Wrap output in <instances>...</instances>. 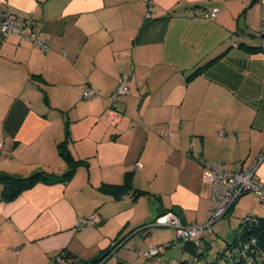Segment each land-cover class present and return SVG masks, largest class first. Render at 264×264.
Segmentation results:
<instances>
[{
    "label": "crops",
    "instance_id": "0c3cea01",
    "mask_svg": "<svg viewBox=\"0 0 264 264\" xmlns=\"http://www.w3.org/2000/svg\"><path fill=\"white\" fill-rule=\"evenodd\" d=\"M7 3L12 15L41 23L49 51L15 35L0 44V172L62 175L57 145L65 138L82 163L66 183L0 197V264H52L59 252L89 260L121 237L108 258L116 264H143L161 243L170 247L160 260L146 261H180L176 247L168 251H185L177 240L138 231L163 211L183 226L205 225L211 200L202 164L243 171L264 147V0ZM212 9L218 15L206 17ZM122 75L129 95L118 98L113 126L106 110ZM84 87L98 96L83 100ZM254 176L264 181V160ZM127 178L133 190L120 199L101 190ZM134 191L148 194L134 200ZM91 215L98 225L75 229Z\"/></svg>",
    "mask_w": 264,
    "mask_h": 264
},
{
    "label": "built area",
    "instance_id": "2783aa9c",
    "mask_svg": "<svg viewBox=\"0 0 264 264\" xmlns=\"http://www.w3.org/2000/svg\"><path fill=\"white\" fill-rule=\"evenodd\" d=\"M218 15L216 9L205 13L206 17L215 18ZM41 23L32 17L19 18L13 16L9 9L7 0H0V44L9 35L19 37L23 42L33 44L44 53L49 51V43L41 34ZM259 33L264 35V19L261 20ZM127 75H122L115 92L109 97V107L106 110L107 121L115 126L121 113L117 110V100L120 96L129 95V88L126 84ZM98 96V91L91 87H84L81 91L83 100L90 101ZM2 142L0 141V148ZM264 160V147L256 159L251 161L246 170L230 171L225 169L220 162L211 161L202 164V180L209 187L211 207L207 215L206 224L203 226H183L179 219L172 213H165L155 220L158 227L172 228L176 234V240L180 246L192 244L197 251H202L204 247L203 236L211 232V227L228 214L236 205L239 199L247 194H253L260 204L264 205V181L258 180L254 175L260 163ZM142 168L141 164H136V170ZM248 217L246 220H251ZM100 222L96 215L80 219L75 225L76 230H82L98 225ZM155 226V225H154ZM167 245H152L146 251V257H156Z\"/></svg>",
    "mask_w": 264,
    "mask_h": 264
},
{
    "label": "trees",
    "instance_id": "16d2710c",
    "mask_svg": "<svg viewBox=\"0 0 264 264\" xmlns=\"http://www.w3.org/2000/svg\"><path fill=\"white\" fill-rule=\"evenodd\" d=\"M259 36L264 35H261L259 33ZM245 49L251 53H258L262 51V48L260 47L248 46L245 47ZM208 64L198 67V69L194 71L192 76L201 73ZM66 143L67 138H65L61 143L57 145L59 156L62 161L67 165V171L65 173H63L62 175H54L51 173H46L44 171H39L28 177H21L0 172V185L2 186L0 196L1 200L5 202H11L16 199L20 193L34 187L36 184L39 183L52 185L56 183L68 182L69 179L75 174L78 166L81 165L82 161H76L71 156L70 152L66 147ZM86 165L87 164H85V166ZM101 190H104L105 192L112 194L115 198L120 199L123 196L129 194L133 190V188L131 186V181L129 180V178H127L125 179L124 183L120 186L103 185L101 186ZM134 192L135 193H133L132 195L134 200L142 195L148 194L144 191ZM232 210L233 208L231 209V211ZM231 211L224 217L230 215ZM165 213H167V211H163L160 215ZM250 216L252 217V219L247 221L246 219ZM223 218H221L220 220H222ZM156 219H154L153 223L147 224L144 227L139 228L138 232L140 233L144 230H147L148 227L154 226L153 224ZM216 223L212 225L211 232L206 234L213 233V227ZM235 232L236 234L234 237V241L227 243V245L217 254L215 261L216 264H264V216L248 215L245 218L240 219V223ZM205 235L203 236L204 247L202 251H197V248L192 244H186L183 247L181 246L183 249L188 250L192 255V263L195 262V259L200 260L204 256L207 249L210 247L207 246ZM124 239L125 237L115 239L109 248L101 251L97 256L89 260H78L73 255L71 256L70 253L59 252L52 259V264H105V262L110 257L111 253L122 245ZM162 253L163 252H161L156 257H151V259L153 258L155 261H158L159 256ZM181 264L188 263L184 261Z\"/></svg>",
    "mask_w": 264,
    "mask_h": 264
},
{
    "label": "rangeland",
    "instance_id": "374dc122",
    "mask_svg": "<svg viewBox=\"0 0 264 264\" xmlns=\"http://www.w3.org/2000/svg\"><path fill=\"white\" fill-rule=\"evenodd\" d=\"M250 214H256L258 216H264V205L260 204L256 197L253 194H247L239 199V201L234 206V209L232 211L231 215H228L224 217L222 220L218 221L216 225L213 227V233L212 234H206L205 240L207 242V246L209 247L207 251L205 252L204 256L197 260L195 259V262L192 261V256L189 252L186 250L182 252V250H178V246L176 244L173 246V248L168 249V251H173L175 248V251H179V254H182L183 257L180 259L179 263L178 261L175 264H181L182 262H187L188 264H216V257L217 254L227 245V243L233 242L234 237L236 234L237 227L240 223V219L245 218L246 216ZM155 228L148 227L147 230H154L153 233L155 235L156 239L161 240H174L176 241V234L175 231L172 228L164 227L159 228L156 225V222H154ZM160 245V244H156ZM162 245V243H161ZM166 251V250H165ZM174 255L177 256L178 252H174ZM145 260H143V264H165L162 261L154 262V261H146V257H143ZM160 260V258H159ZM116 259L111 258L105 262V264H116ZM167 264V263H166Z\"/></svg>",
    "mask_w": 264,
    "mask_h": 264
}]
</instances>
